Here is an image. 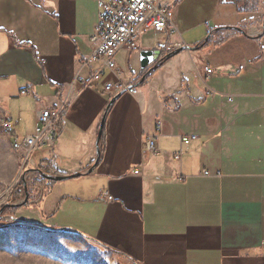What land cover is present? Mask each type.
<instances>
[{"label": "crops", "instance_id": "0c3cea01", "mask_svg": "<svg viewBox=\"0 0 264 264\" xmlns=\"http://www.w3.org/2000/svg\"><path fill=\"white\" fill-rule=\"evenodd\" d=\"M171 1L172 29L143 32L137 49L123 46L112 73L91 60L97 0H0V131L2 120L14 123L3 141L26 170H90L114 98L104 85L139 90L108 111L94 172L55 182L39 207L15 211L12 225L84 238L132 264H264L263 1ZM219 28L244 32L213 33ZM174 44L193 50L155 69ZM99 70L100 81L79 83ZM63 103L52 148L30 156L13 149L16 137L34 134L43 109ZM158 122L153 154L144 143Z\"/></svg>", "mask_w": 264, "mask_h": 264}, {"label": "built area", "instance_id": "2783aa9c", "mask_svg": "<svg viewBox=\"0 0 264 264\" xmlns=\"http://www.w3.org/2000/svg\"><path fill=\"white\" fill-rule=\"evenodd\" d=\"M99 5V19L95 28V32L91 38L94 51L91 60L101 61L103 68H107L112 73L116 69V55L118 51L127 46L134 50L138 48L140 36L143 32L154 30L156 32H168L172 29L168 12L173 6L171 0H97ZM171 33V32H170ZM182 46L174 44L167 45L164 48L166 52L172 53ZM208 74L212 70L206 68ZM103 71H97L93 78L89 81L79 80L83 86L91 85L95 81H100ZM104 91L113 97L121 92L138 94L137 88L118 81L116 83H107L104 85ZM30 90H23L22 94H29ZM67 103L43 109L38 117V123L34 134L27 136L22 140L17 137L13 141V149L30 156L34 151L49 147L52 148L57 140L58 128L57 123L61 121L65 113ZM1 129L4 135L11 136L15 133L14 123L8 119L1 121ZM161 131V124H157V132L153 135L146 136L144 148L147 152L158 153V133ZM197 136L184 137L182 142L190 144ZM181 155L176 156L180 159ZM139 174V171H135ZM209 176V172H205ZM38 175L33 180H38ZM108 197L107 193L103 194Z\"/></svg>", "mask_w": 264, "mask_h": 264}, {"label": "rangeland", "instance_id": "374dc122", "mask_svg": "<svg viewBox=\"0 0 264 264\" xmlns=\"http://www.w3.org/2000/svg\"><path fill=\"white\" fill-rule=\"evenodd\" d=\"M2 134L0 131V208L24 198L23 192L19 200L11 201V195L22 181L27 167L13 159ZM14 213L10 211L5 219L0 220V264H132L112 251L77 236L22 233L18 225H12L18 222L10 220Z\"/></svg>", "mask_w": 264, "mask_h": 264}, {"label": "water", "instance_id": "95a60500", "mask_svg": "<svg viewBox=\"0 0 264 264\" xmlns=\"http://www.w3.org/2000/svg\"><path fill=\"white\" fill-rule=\"evenodd\" d=\"M238 30V31H241V32H244L243 30L239 29V28H219L217 30H214L213 33H216L220 30ZM263 34H264V20H263ZM212 37V33L204 40L203 43L200 44V46H202L204 43H207L210 38ZM198 46V47H200ZM198 47L194 48V49H197ZM186 50H193V48L191 47H181L177 50H175L174 52L170 53L167 57H166V60H169L179 54H181L182 52L186 51ZM153 55H155L153 53ZM155 59V57H154ZM162 63V61L156 65L155 69ZM149 66V63L148 62H145L142 66L143 69H145L146 67ZM152 72V71H151ZM151 72H147L145 74V76L143 77V81H145L148 76L151 74ZM126 92H121L120 94L116 95L109 103L108 105V108H107V112L102 120V123L100 125V129H99V134H98V138H97V144H96V147H97V158H96V161L95 163L93 164L92 168L90 170H88L87 172L85 173H78V174H73V175H66V176H54V175H49V174H46L44 173L41 169H27L25 171V174L23 176V187H24V192H25V196L24 198L19 201V202H16V203H8V204H5L4 206H2L0 208V220L2 219H5V216H4V212L9 209V208H20L22 206H24L28 200H29V189H28V180H27V177L30 175V174H36V175H39L41 178H44L45 180L47 181H52V182H63V181H68V180H72V179H76V178H79L83 175H87V174H91L94 172V170L96 169L98 163H99V160L101 158V148H100V141H101V137H102V133H103V129H104V126H105V122H106V119H107V114H108V111L111 109V107L114 105V103L117 101L118 98H120L123 94H125ZM10 220H13V221H19V219L17 218H14V217H11Z\"/></svg>", "mask_w": 264, "mask_h": 264}, {"label": "trees", "instance_id": "16d2710c", "mask_svg": "<svg viewBox=\"0 0 264 264\" xmlns=\"http://www.w3.org/2000/svg\"><path fill=\"white\" fill-rule=\"evenodd\" d=\"M263 4H264V0ZM224 30H220L216 33H220L223 32ZM206 43H204L202 46H204ZM170 53L166 52V49L164 48L162 50V63L166 61V57L169 55ZM104 140V133H102V137H101V143H103ZM26 166L28 167V164H26ZM39 169H41L44 173L49 174V175H54V176H63V174H60L58 171H56L55 169H52L49 165L48 166H40ZM55 182L52 181H47L44 178H40L38 180H35L31 183L28 184V189H29V200L28 202L20 207H39L41 205V203L44 200V197L49 194L54 186ZM24 192V187H23V180L17 185V187L14 189L13 193H12V197H11V201H17L19 200ZM25 194V192H24ZM14 203V202H13ZM19 208H9L4 212V216H7L8 212L10 211H17ZM109 251L115 252L114 250L108 249ZM118 253V252H115ZM135 264V263H134Z\"/></svg>", "mask_w": 264, "mask_h": 264}]
</instances>
